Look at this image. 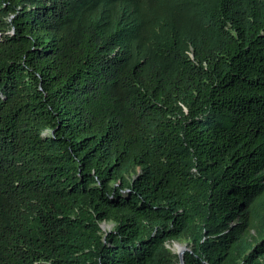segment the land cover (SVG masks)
Here are the masks:
<instances>
[{
	"label": "trees",
	"instance_id": "1",
	"mask_svg": "<svg viewBox=\"0 0 264 264\" xmlns=\"http://www.w3.org/2000/svg\"><path fill=\"white\" fill-rule=\"evenodd\" d=\"M170 241L264 264V0H0V264Z\"/></svg>",
	"mask_w": 264,
	"mask_h": 264
},
{
	"label": "rangeland",
	"instance_id": "2",
	"mask_svg": "<svg viewBox=\"0 0 264 264\" xmlns=\"http://www.w3.org/2000/svg\"><path fill=\"white\" fill-rule=\"evenodd\" d=\"M112 227H113L112 223H103L101 225L103 231L110 230ZM178 247H185L188 250L186 243L182 241H170L166 244V248L174 254L177 253Z\"/></svg>",
	"mask_w": 264,
	"mask_h": 264
},
{
	"label": "water",
	"instance_id": "3",
	"mask_svg": "<svg viewBox=\"0 0 264 264\" xmlns=\"http://www.w3.org/2000/svg\"><path fill=\"white\" fill-rule=\"evenodd\" d=\"M185 251H187V249L185 247H180V249L176 253L178 255V258H179V264H183V254Z\"/></svg>",
	"mask_w": 264,
	"mask_h": 264
},
{
	"label": "bare ground",
	"instance_id": "4",
	"mask_svg": "<svg viewBox=\"0 0 264 264\" xmlns=\"http://www.w3.org/2000/svg\"><path fill=\"white\" fill-rule=\"evenodd\" d=\"M180 249V247H178V250Z\"/></svg>",
	"mask_w": 264,
	"mask_h": 264
}]
</instances>
